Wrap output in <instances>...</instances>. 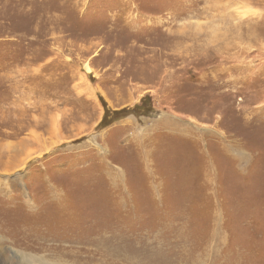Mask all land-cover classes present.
I'll use <instances>...</instances> for the list:
<instances>
[{"label": "rangeland", "instance_id": "rangeland-1", "mask_svg": "<svg viewBox=\"0 0 264 264\" xmlns=\"http://www.w3.org/2000/svg\"><path fill=\"white\" fill-rule=\"evenodd\" d=\"M2 189L0 264H264V0H0Z\"/></svg>", "mask_w": 264, "mask_h": 264}, {"label": "bare ground", "instance_id": "bare-ground-1", "mask_svg": "<svg viewBox=\"0 0 264 264\" xmlns=\"http://www.w3.org/2000/svg\"><path fill=\"white\" fill-rule=\"evenodd\" d=\"M24 165V164H23ZM3 180V179H2ZM16 180V179H15ZM4 182V181H3ZM7 184V183H6ZM8 192L5 191L4 189L0 190V205L1 206H8L10 208L9 211L7 212H3L4 215H8V217L10 219H13L16 214H18L19 216H21V218L23 219V217H26V216H37L36 212H34L33 210L29 209H21V210H16V202L14 201V198L9 196L7 194ZM13 195V194H12ZM18 199V198H17ZM24 203L20 202L21 205H25L27 208H29V205L27 202L23 201ZM22 211H26V212H22ZM31 213H34V214H31ZM37 218V217H36ZM31 227L32 229L35 228L36 226L32 225V226H29ZM28 230V229H26ZM33 232V231H32ZM35 235V232L33 234H27V231H25L23 234H22V238L23 239H26V240H31ZM1 239V237H0ZM34 240V239H33ZM41 242V241H40ZM104 242V241H103ZM102 243H99V241L97 242V246H100ZM105 245V242L101 245L104 247ZM99 248V247H97ZM27 249V248H26ZM71 249V248H70ZM1 250V249H0ZM6 250V249H5ZM72 250V249H71ZM151 252V251H150ZM156 252V251H155ZM154 252V253H155ZM73 253V252H72ZM111 253V252H110ZM71 254V253H70ZM153 255V254H152ZM155 256H157V254H155ZM14 257L15 258H22V260H26V262L28 264H32V263H35V257H38L37 255H33V256H30L28 253H27V250L23 251V255H18L16 252L14 253ZM58 257V256H57ZM2 258V257H1ZM195 260V259H193ZM197 261V260H195ZM52 263V262H51ZM54 264H85L83 261L81 260H78L76 258L74 259H69V258H65V257H59L58 259L55 260V262L53 261ZM143 263V262H142ZM142 263H139V264H142ZM197 263V262H196ZM36 264H50L49 260L47 261H42L40 260L38 263Z\"/></svg>", "mask_w": 264, "mask_h": 264}]
</instances>
